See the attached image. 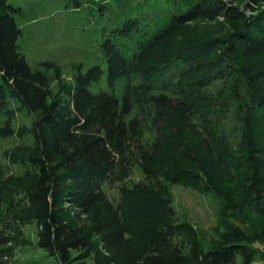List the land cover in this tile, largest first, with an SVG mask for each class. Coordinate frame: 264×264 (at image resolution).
I'll return each mask as SVG.
<instances>
[{
	"label": "trees",
	"instance_id": "trees-1",
	"mask_svg": "<svg viewBox=\"0 0 264 264\" xmlns=\"http://www.w3.org/2000/svg\"><path fill=\"white\" fill-rule=\"evenodd\" d=\"M189 6L131 49L125 38L104 41L108 85L124 79L118 98L93 92L102 69L82 64L67 82L57 73L52 94L19 50L18 10L0 0V137H29L4 151L21 173L0 164L10 230L1 251L35 223L38 245L59 264H250L248 243L264 241V0ZM15 102L33 117L17 130ZM135 165L142 178L126 182ZM115 182L111 197L104 186ZM176 183L255 220L245 229L222 213L204 251L194 225L176 216Z\"/></svg>",
	"mask_w": 264,
	"mask_h": 264
},
{
	"label": "rangeland",
	"instance_id": "rangeland-1",
	"mask_svg": "<svg viewBox=\"0 0 264 264\" xmlns=\"http://www.w3.org/2000/svg\"><path fill=\"white\" fill-rule=\"evenodd\" d=\"M197 1L8 0L18 10L14 13V19L21 30L17 39L19 50L32 69H38L47 76L52 94H57L60 88L57 73L67 82L76 71L74 65L82 64L83 72L93 65L102 69L100 80L89 85L93 92L113 90L118 98L123 92L124 79L116 80L113 87L108 85L107 61L102 47L104 41L110 39L116 43L125 38L131 49L134 46L132 41L149 39L169 25L175 16L185 13L190 7L189 2ZM130 23L131 26L128 25ZM18 105L15 102L12 107ZM6 118V114L1 112L0 125L5 123ZM32 118L26 110L16 108L12 126L17 130L30 125ZM28 141V136H19L17 132L12 136L0 137V164L5 174H18L22 169L18 164L9 163L4 151ZM142 176L140 168L135 165L125 181H136ZM119 184L107 183L104 188L111 197H117ZM170 191L178 220H186L194 225L204 251L211 248L212 241L223 230L220 223L222 213L245 229L255 220L254 213L243 215L233 214L229 209L223 210L224 202L211 192H198L177 183L170 185ZM5 213V209L0 212V235L10 232L3 221ZM13 238L6 243L11 247L7 251H1L5 244L0 239V264H59L38 245L35 223L21 226L20 233ZM248 245L257 251L250 264H264V241L249 242ZM240 260V256H237L238 264ZM86 264H93V260L89 258Z\"/></svg>",
	"mask_w": 264,
	"mask_h": 264
}]
</instances>
